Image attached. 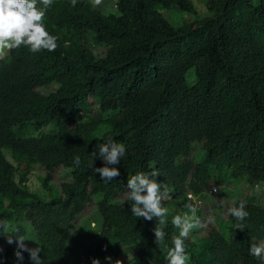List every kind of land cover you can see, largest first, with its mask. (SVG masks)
<instances>
[{
    "label": "trees",
    "instance_id": "trees-1",
    "mask_svg": "<svg viewBox=\"0 0 264 264\" xmlns=\"http://www.w3.org/2000/svg\"><path fill=\"white\" fill-rule=\"evenodd\" d=\"M205 7L201 18L193 0H103L96 9L90 0L75 7L54 0L45 25L57 49L21 46L0 59V219L16 230L7 233L13 239L23 235L28 247L43 249V264H78L82 237L95 242L100 264H166V249L154 243L157 221L135 217L125 200L137 172L158 170L157 181L180 206L166 217L168 247L179 234L172 218L192 203L187 196L200 199L212 182L244 176L264 182V0H206ZM175 14L188 19L175 26ZM92 34L108 45L104 56L91 47ZM108 137L126 154L114 166L120 176L106 183L89 165L104 166L92 152ZM36 164L45 169L49 198L27 185ZM66 168L73 180L56 191L51 183ZM240 203L249 214L244 230L229 213L205 223L197 209L202 232L185 240L189 264H260L249 247L264 241V204L252 195L231 206ZM90 205L101 228L87 221L75 231ZM0 248V264L17 263L6 235Z\"/></svg>",
    "mask_w": 264,
    "mask_h": 264
},
{
    "label": "clouds",
    "instance_id": "clouds-1",
    "mask_svg": "<svg viewBox=\"0 0 264 264\" xmlns=\"http://www.w3.org/2000/svg\"><path fill=\"white\" fill-rule=\"evenodd\" d=\"M54 0H0V59L9 51L27 47L32 53H38L43 50L53 52L58 47V37L49 33L45 25L47 10L52 6ZM78 0H71V6L75 7ZM93 9L103 4V0H90ZM126 154V147L122 142L116 141L113 137L104 139L102 143L96 145L92 155L104 162L103 167H94L93 161L89 165L95 173H98L100 179L104 182H111L120 176V171L115 165H119L121 158ZM75 166L81 164L79 155L74 157ZM160 176L158 170L150 173L137 172L128 177L125 192V200L130 202L131 214L137 218H143L147 221L155 219L156 226L152 229L154 233V243L157 246H163L166 249V264H189L190 255L186 252L185 240L189 237L191 231L201 226L199 218L196 216V207L188 203L185 207L189 213L175 215L172 218V225L179 229L178 235L171 237V247L165 244L167 235L168 209L163 206V201L168 195L166 185L157 181ZM189 200L193 199L191 196ZM228 213L233 216L238 223L236 229L244 230L246 228L243 221L248 217L245 205L231 206ZM16 230L12 228L9 222L0 219V235L7 236L9 244L15 243L14 252L17 264H22L24 260L23 253L27 252L32 264H43L41 252L43 249L36 244V247H28L25 244L26 239L23 235H16L13 239L12 234ZM3 249L0 248V252ZM249 254L254 256L264 264V241L260 243H251ZM3 258L0 257V260ZM111 261L110 256L105 257ZM92 264H100L98 258H93ZM115 264H122V261L116 260Z\"/></svg>",
    "mask_w": 264,
    "mask_h": 264
},
{
    "label": "rangeland",
    "instance_id": "rangeland-1",
    "mask_svg": "<svg viewBox=\"0 0 264 264\" xmlns=\"http://www.w3.org/2000/svg\"><path fill=\"white\" fill-rule=\"evenodd\" d=\"M193 1L201 12L200 17L201 18L205 17L207 14L205 7L206 0H193ZM115 6L116 5L114 3L110 4V9H115ZM186 18H187L186 15L175 14L174 18H172V22L175 26H179ZM191 18L193 19L195 18V16L192 15ZM90 44L94 52L98 56H104L107 53L108 45L97 41L94 38V34H92ZM193 77H194L193 75H189L188 76L189 81H192ZM41 90L45 93L50 92V90H48L47 88H42ZM53 128H55L54 124L40 126L35 128L33 130V133L38 134L43 130H52ZM202 153H203L202 149H198L197 151L198 159L201 158ZM7 156L11 161L15 162L14 158L12 157L9 151H7ZM44 175H45L44 167H42L39 164L34 165L28 174L27 185L31 190L38 192L41 196L45 198H49V193L42 184V177ZM71 180H73L72 169L70 168L61 169L56 173V176L52 181L51 185L53 189L57 191L61 188L63 182L71 181ZM215 189H217V191ZM252 195L257 196L260 202L264 204V182H260V181L250 182V180L244 176L236 180L233 179L230 183L228 182L225 186L212 182V187L207 192H204L200 196V199L196 197H192V195H189L194 200L193 199L189 200L188 199L189 196H187L184 200L191 201L192 203L194 201L193 206L196 207V209L201 208V211L203 213L201 218L202 221L205 223L207 221L208 223L214 224L216 222L217 217L226 218L228 216V208L231 207L232 203L235 202V200L244 199ZM175 205L178 206V208L180 207L179 204H177L172 199L171 194L168 193L167 197L164 200L163 206L166 207L168 209V212L171 213L177 210V207ZM178 210H180V208ZM181 213L183 214L189 213V210L181 209ZM87 221H91L92 227L101 228L103 217L100 213H98L95 205H90L84 211V213L76 220L74 226L75 231L78 230L80 227H83L82 225ZM200 232L202 231L200 227H198L193 229L190 234L197 235ZM78 239H79L78 241L80 245V249H79L80 251L76 257L77 258L76 262L78 264H86L87 261H89L90 259L93 260L94 257L93 254L96 247L95 242H93L91 239L86 237H82ZM128 254L130 257L134 253L131 250H128ZM107 256H110V254ZM120 261H122V264H125L124 260H120ZM22 264H27L25 259L22 261Z\"/></svg>",
    "mask_w": 264,
    "mask_h": 264
},
{
    "label": "built area",
    "instance_id": "built-area-1",
    "mask_svg": "<svg viewBox=\"0 0 264 264\" xmlns=\"http://www.w3.org/2000/svg\"><path fill=\"white\" fill-rule=\"evenodd\" d=\"M217 191V189H215Z\"/></svg>",
    "mask_w": 264,
    "mask_h": 264
}]
</instances>
